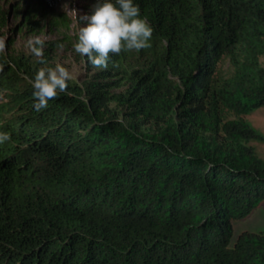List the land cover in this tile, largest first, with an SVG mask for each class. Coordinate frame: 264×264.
<instances>
[{
  "label": "trees",
  "instance_id": "trees-1",
  "mask_svg": "<svg viewBox=\"0 0 264 264\" xmlns=\"http://www.w3.org/2000/svg\"><path fill=\"white\" fill-rule=\"evenodd\" d=\"M56 1L0 0V38L19 15L31 33L68 27ZM134 3L151 47L110 55L46 109L40 58L0 54V264H264V231L232 244L264 201L250 144L264 137L242 117L264 106V0Z\"/></svg>",
  "mask_w": 264,
  "mask_h": 264
},
{
  "label": "clouds",
  "instance_id": "clouds-1",
  "mask_svg": "<svg viewBox=\"0 0 264 264\" xmlns=\"http://www.w3.org/2000/svg\"><path fill=\"white\" fill-rule=\"evenodd\" d=\"M75 11V10H74ZM86 26L79 29L78 41L73 45L76 53L86 56L94 68L106 70L110 55L137 51L151 47L154 29L134 0H98L91 15L79 17ZM25 47L43 63L45 41L40 36L29 37ZM63 49V45L57 46ZM6 43L0 38V54ZM4 65L0 64V72ZM72 73L61 64L41 67L35 75L32 87L37 111L46 109L49 101L67 92ZM10 134L0 133V144L10 140Z\"/></svg>",
  "mask_w": 264,
  "mask_h": 264
},
{
  "label": "rangeland",
  "instance_id": "rangeland-1",
  "mask_svg": "<svg viewBox=\"0 0 264 264\" xmlns=\"http://www.w3.org/2000/svg\"><path fill=\"white\" fill-rule=\"evenodd\" d=\"M75 10V11H74ZM93 7L87 0H57L54 5V18L65 14L69 19L68 27L61 24H53V20L42 24V28L38 32L31 33L26 29L20 30L18 25L22 20V16H15L13 27L3 36L6 48L12 53H30L25 45L29 37L40 36L45 41L44 58L46 63H36L37 69L41 67H55L61 64L72 73V79L86 84L91 80L95 73L98 72L91 63L88 62L86 56L76 53L73 45L78 41L79 29L86 26V22L80 21L79 17L83 15H91ZM63 45V49L58 48ZM128 53H134L130 51ZM264 65V58L261 60ZM135 64V63H134ZM233 71L229 58H223L218 64V76H230ZM116 76H113V78ZM110 80V78H107ZM126 84H122L118 88L111 89L114 91H123ZM233 113H228L227 118H237ZM247 120L263 137H264V106L256 111L242 116ZM254 146L259 157L264 159V140H253L250 142ZM245 231L261 232L264 231V201L255 207L247 216L233 220V236L232 244L238 239L240 234Z\"/></svg>",
  "mask_w": 264,
  "mask_h": 264
}]
</instances>
